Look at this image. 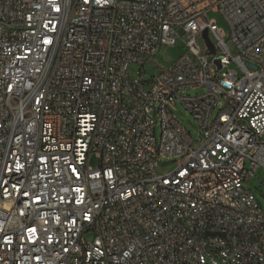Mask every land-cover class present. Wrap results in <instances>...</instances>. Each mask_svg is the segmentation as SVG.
Masks as SVG:
<instances>
[{"label": "built area", "instance_id": "1", "mask_svg": "<svg viewBox=\"0 0 264 264\" xmlns=\"http://www.w3.org/2000/svg\"><path fill=\"white\" fill-rule=\"evenodd\" d=\"M0 264H264V0H0Z\"/></svg>", "mask_w": 264, "mask_h": 264}, {"label": "rangeland", "instance_id": "2", "mask_svg": "<svg viewBox=\"0 0 264 264\" xmlns=\"http://www.w3.org/2000/svg\"><path fill=\"white\" fill-rule=\"evenodd\" d=\"M206 15L210 20H214L218 28H221L224 31L227 39L229 37L230 29L223 16L218 11H214L212 9H208L206 11ZM230 49L231 51H233L232 46L230 47ZM181 53H182V48L180 43L174 47H164L160 50L158 56L155 58V64H159V65L169 64L174 59H176ZM244 62H245V66L248 69H253V70L258 69V66L252 63L251 61H249L248 59H245ZM153 65L154 64L146 65V69L148 72H151V68ZM199 92L200 90H187L183 94L193 95ZM176 108H177L176 116L180 120L183 127H185L187 131L191 132L193 137L198 138L199 128L197 127L196 121L193 118V116L190 113H188L186 109L179 103L176 105ZM96 161H97L96 157L92 156L89 160V164L91 166H95ZM91 237L92 235L90 234L86 235L87 239Z\"/></svg>", "mask_w": 264, "mask_h": 264}, {"label": "water", "instance_id": "3", "mask_svg": "<svg viewBox=\"0 0 264 264\" xmlns=\"http://www.w3.org/2000/svg\"><path fill=\"white\" fill-rule=\"evenodd\" d=\"M180 32H181V34L183 33L182 30H180ZM202 37H203V39H204V41H205V43H206V45H207V48H208L209 52H210L211 54H213V53L215 52V50H214V47H213L211 41L209 40V38H208V36H207L206 31H204V32L202 33ZM217 62H218V61H217Z\"/></svg>", "mask_w": 264, "mask_h": 264}]
</instances>
